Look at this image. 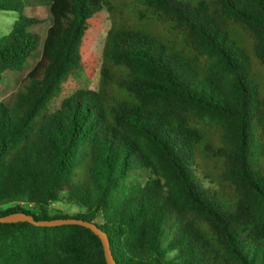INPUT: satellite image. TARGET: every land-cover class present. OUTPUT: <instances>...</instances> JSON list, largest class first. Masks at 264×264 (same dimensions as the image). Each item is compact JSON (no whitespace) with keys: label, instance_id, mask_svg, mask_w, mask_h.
Segmentation results:
<instances>
[{"label":"trees","instance_id":"trees-1","mask_svg":"<svg viewBox=\"0 0 264 264\" xmlns=\"http://www.w3.org/2000/svg\"><path fill=\"white\" fill-rule=\"evenodd\" d=\"M22 6L0 0L18 13L0 81L39 47ZM48 6L38 60L0 101V216L93 221L116 264H264V0ZM81 71L96 86L50 110ZM0 264L107 263L86 227L19 221L0 223Z\"/></svg>","mask_w":264,"mask_h":264},{"label":"rangeland","instance_id":"rangeland-1","mask_svg":"<svg viewBox=\"0 0 264 264\" xmlns=\"http://www.w3.org/2000/svg\"><path fill=\"white\" fill-rule=\"evenodd\" d=\"M49 0H22V13L27 16H38L42 19L41 22L33 24L29 29L36 32L39 36V47L38 49L27 59L25 63V67L22 71H11L6 70L2 74V79L0 81V101L9 102L19 87L21 81L25 77L26 73L33 67L40 56V49L42 41L46 35V31L48 26L51 23V16L49 13ZM103 19L100 24H98L95 34L91 36L90 39V49L98 55V59H100V55L102 53L103 41L105 33L109 27V19L107 16V12L103 10ZM18 17V13L16 11H7L0 10V36L7 34L11 28L13 27L16 19ZM262 78L264 81V72L261 71ZM98 80V73L95 72L93 76H88L85 71H81L71 77H69L63 83V90L58 98H56L50 104V110H53L57 107L59 101L70 94L76 89L83 87H95ZM208 182L210 181L208 178H205ZM203 180V179H202ZM207 181H204L207 183ZM208 184V183H207ZM55 208L63 209V205L56 203ZM66 211V209H63Z\"/></svg>","mask_w":264,"mask_h":264},{"label":"water","instance_id":"water-1","mask_svg":"<svg viewBox=\"0 0 264 264\" xmlns=\"http://www.w3.org/2000/svg\"><path fill=\"white\" fill-rule=\"evenodd\" d=\"M29 222L35 226H57L62 224H77L90 229L101 241L103 253L107 264H116L111 249L107 234L100 229L93 221H87L81 218H54L35 220L31 214L25 212H12L10 214L0 216V223L11 222Z\"/></svg>","mask_w":264,"mask_h":264}]
</instances>
